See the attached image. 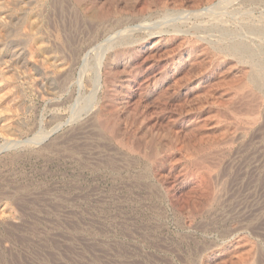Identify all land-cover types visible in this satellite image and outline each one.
I'll list each match as a JSON object with an SVG mask.
<instances>
[{"label":"rangeland","instance_id":"rangeland-1","mask_svg":"<svg viewBox=\"0 0 264 264\" xmlns=\"http://www.w3.org/2000/svg\"><path fill=\"white\" fill-rule=\"evenodd\" d=\"M42 11L69 67L0 131V264H264V0Z\"/></svg>","mask_w":264,"mask_h":264},{"label":"bare ground","instance_id":"bare-ground-1","mask_svg":"<svg viewBox=\"0 0 264 264\" xmlns=\"http://www.w3.org/2000/svg\"><path fill=\"white\" fill-rule=\"evenodd\" d=\"M45 1L0 0V131L8 132L14 128L15 111L13 109L18 112V109L22 105V97L18 90V84L26 83L31 89H34L38 83L34 80L31 81V73L32 75L35 72L44 74L53 82L56 73L63 72L61 74H64L68 70L67 58H65L64 54H59L60 50H56L49 43L45 37L46 34L44 36L41 33L43 29L42 25H44L43 11L45 10L42 11V7ZM88 13L90 18L99 17L97 16L99 14L96 15L93 11ZM225 47H228L229 51L239 58L247 57L246 55L249 51L244 42L228 44ZM181 62L182 60L179 59L173 61L174 64H180ZM100 64L101 62L99 61V67L101 66ZM251 69L252 72L249 79H247V85L253 84L261 88V90H264V64L254 63ZM0 211L2 213L1 215H3L5 210L3 208Z\"/></svg>","mask_w":264,"mask_h":264}]
</instances>
